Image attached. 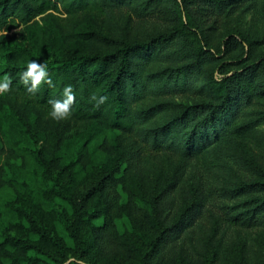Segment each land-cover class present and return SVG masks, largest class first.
Wrapping results in <instances>:
<instances>
[{"label":"trees","instance_id":"16d2710c","mask_svg":"<svg viewBox=\"0 0 264 264\" xmlns=\"http://www.w3.org/2000/svg\"><path fill=\"white\" fill-rule=\"evenodd\" d=\"M248 13L264 20V0H0V29L28 32L0 37V77H11L0 95V264H264V32L238 28L217 46L208 34ZM30 60L52 80L34 94L21 81ZM69 84L65 120L116 136L111 170L81 198L88 153L74 161L68 135L38 147L29 119L50 117ZM139 211L144 231L128 240L94 222Z\"/></svg>","mask_w":264,"mask_h":264},{"label":"rangeland","instance_id":"374dc122","mask_svg":"<svg viewBox=\"0 0 264 264\" xmlns=\"http://www.w3.org/2000/svg\"><path fill=\"white\" fill-rule=\"evenodd\" d=\"M239 13L243 14L241 9L239 10ZM54 14L61 18H65L66 16L65 14ZM35 20H39V18H36ZM79 20L80 18H78L77 21ZM96 22L97 18L93 15H90L88 21L86 23H82L83 27H81V29L84 31L88 26H95ZM213 27L217 28L218 30L213 33L210 29L211 31H209L208 34H212V44L217 46L227 34L234 32L238 28L240 31L247 30L249 31L248 33L251 34H260L261 32H264V20L263 18H259L256 14L252 15L248 13L242 18V24L240 25L236 24L235 20L233 19L225 18L222 19L218 24H213ZM23 33L25 34V38H27L28 32L25 31L23 26H19L7 31L6 36L8 38L18 39L21 38ZM67 46L74 47V49L88 48L86 43L83 44L77 41H70L67 43ZM259 51L264 52V44H261ZM35 115V112H31L29 114V119L31 121V131L36 138L38 147L42 146L45 140L49 141L51 145L55 146L56 143H59V146H61L63 145L61 143V139L68 135L72 139L71 149L74 150V153L70 147L68 149L71 156L74 157V161L77 155L86 156L88 153L89 158L87 161V166L82 168V178L79 179V183L75 186L76 193L78 197L80 196L81 198L86 193L87 188L96 181L95 179L99 177V175L103 174V172L111 170V167L116 160V152L114 154L113 149L114 142L116 140L115 134L108 130H104L100 125L94 123V121L76 123L65 119L54 120L51 117H43L42 120L38 121V118L35 117ZM86 143H89L88 149L85 146ZM53 151L57 153V149H53ZM56 161L58 167H61L64 164L62 159H56ZM162 163L163 162L161 161L158 162L156 167L157 170L165 167ZM9 171L10 170H8V173ZM115 177L119 178L120 174H117ZM128 189L133 193H137L133 184L129 185ZM116 191L119 195V203H126L127 193L124 192L121 184L117 185ZM6 202V197L2 196L0 198V210L2 207H5ZM136 206L140 209L141 203L139 198L136 199ZM98 207L99 204L96 199H91V201H89L86 205V208H88L89 211H93ZM140 210L143 211V209ZM131 215L130 221L125 215H119V213L108 215V213H106V215L102 214L101 217L94 219V222L96 226H106V224H109L111 228L110 233L113 236H118L124 240H128L132 237L133 228L140 229L141 232H143V226L145 224L140 211L132 212ZM8 218L13 222L17 220L14 213H9ZM61 235L66 240L67 244L71 246L70 239L63 232H61ZM78 261L79 260L76 259L68 260V264H78ZM263 261L264 256L262 255L260 262Z\"/></svg>","mask_w":264,"mask_h":264},{"label":"clouds","instance_id":"9594fccd","mask_svg":"<svg viewBox=\"0 0 264 264\" xmlns=\"http://www.w3.org/2000/svg\"><path fill=\"white\" fill-rule=\"evenodd\" d=\"M7 34L6 28L0 29V37H4ZM21 81L26 86L28 93H35L41 83H47L52 85L51 77L49 76L46 62L39 63L36 60H30L27 64V68L21 74ZM11 77L8 74L0 77V95L8 93L10 90ZM96 102V106L103 104L108 98L107 96L91 97ZM75 100V92L72 85H67L63 89V95L61 99H51L48 101L50 104V110L48 115L54 120L66 119L71 114V105ZM76 257L69 256L68 260H74ZM68 260L65 264H68ZM78 264H86V261L80 259Z\"/></svg>","mask_w":264,"mask_h":264}]
</instances>
